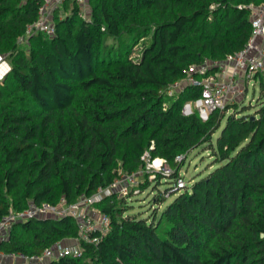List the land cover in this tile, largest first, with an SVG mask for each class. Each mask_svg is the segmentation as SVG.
Instances as JSON below:
<instances>
[{"label": "trees", "instance_id": "trees-1", "mask_svg": "<svg viewBox=\"0 0 264 264\" xmlns=\"http://www.w3.org/2000/svg\"><path fill=\"white\" fill-rule=\"evenodd\" d=\"M263 2L89 0L84 20L67 1L65 19L53 14V36L22 44L42 1L0 0V56L9 65L0 81V220L30 203L72 205L108 189L145 169V153L170 168L95 205L110 220L95 245L64 217L16 224L0 250L35 256L77 241L83 256L49 264H264V75L256 101L206 121L183 113L201 88L169 96L193 65L242 51L252 35L247 7ZM200 149L212 158L209 172L178 188ZM145 193L147 218L133 200Z\"/></svg>", "mask_w": 264, "mask_h": 264}, {"label": "built area", "instance_id": "built-area-1", "mask_svg": "<svg viewBox=\"0 0 264 264\" xmlns=\"http://www.w3.org/2000/svg\"><path fill=\"white\" fill-rule=\"evenodd\" d=\"M40 18L28 31L22 40L27 43L32 34L41 33L47 36L55 34L53 14L58 11L60 18L65 19L66 13L62 10L67 1L75 2L80 9L79 15L84 20H89V0H41ZM251 13L252 35L246 47L239 52L228 55L222 61H208L200 65H193L185 81L174 84L169 96H174L182 91L187 85H192L203 90L200 100L188 103L186 106L194 107L205 121L215 111H223L237 102L248 100L249 86L254 82L260 83L259 74L264 75V2L260 5L251 4L247 7ZM0 63H4L0 56ZM8 66V65H7ZM258 76V77H257ZM253 84V87H255ZM251 103V102H250ZM231 113V112H230ZM185 114V113H184ZM178 161L181 158L178 157ZM145 169L134 174H124L108 189H99L95 195H82L79 200L69 205L65 199L60 200L58 205L42 203L37 205L30 203L27 209L21 212L10 211L0 220V244L8 241L13 227L18 223H24L32 219L64 218L72 217L77 221L79 239L88 244H97L98 238L95 233L105 235L110 228L109 218L102 214L95 205L102 202L106 197L113 194L127 195L130 189L138 188L141 177L150 174V180L156 173L170 175V168L163 159H151L148 153L142 157ZM157 168V172H150ZM185 179L178 181V188L186 186ZM84 255L82 245L61 242L51 248H47L40 255L28 256L21 252L5 254L0 250V264H49L64 257L79 258Z\"/></svg>", "mask_w": 264, "mask_h": 264}, {"label": "rangeland", "instance_id": "rangeland-1", "mask_svg": "<svg viewBox=\"0 0 264 264\" xmlns=\"http://www.w3.org/2000/svg\"><path fill=\"white\" fill-rule=\"evenodd\" d=\"M135 56V55H134ZM6 63H0V81L3 79V77L9 72V65ZM254 82L249 86V97L248 100H244L243 103L245 105H250V102L254 100L256 101L259 95V84H255V87H253ZM194 107H188L186 106L185 109V115H191L193 114ZM204 120V119H203ZM205 121V120H204ZM212 163V158H210L209 154L205 152V150H198L195 152H192L188 159L186 160L185 164L181 168V173L183 174L185 180L189 183L196 178L199 179L201 175L205 174L206 172H209L210 166ZM212 170V169H211ZM156 171L157 168L151 169L150 172ZM155 175V174H152ZM166 189L165 185L161 186V190L164 191ZM120 195V194H118ZM125 195H120L121 198H123ZM119 197V196H118ZM146 193L141 196H134V206L135 211L142 214L144 217L150 216V210L151 206L149 203V199L146 198ZM173 198H169L168 202H171ZM166 204L164 205V207ZM69 243V242H68ZM73 243V241H71ZM70 244V243H69Z\"/></svg>", "mask_w": 264, "mask_h": 264}, {"label": "crops", "instance_id": "crops-1", "mask_svg": "<svg viewBox=\"0 0 264 264\" xmlns=\"http://www.w3.org/2000/svg\"><path fill=\"white\" fill-rule=\"evenodd\" d=\"M63 242H66V243H68V242H69V243H71V241H63Z\"/></svg>", "mask_w": 264, "mask_h": 264}]
</instances>
